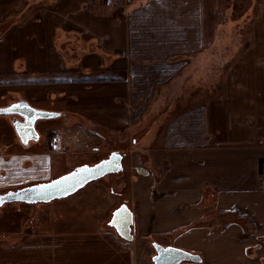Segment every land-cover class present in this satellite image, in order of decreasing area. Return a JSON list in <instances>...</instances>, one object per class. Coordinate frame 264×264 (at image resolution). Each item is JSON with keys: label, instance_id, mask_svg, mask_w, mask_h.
<instances>
[{"label": "crops", "instance_id": "0c3cea01", "mask_svg": "<svg viewBox=\"0 0 264 264\" xmlns=\"http://www.w3.org/2000/svg\"><path fill=\"white\" fill-rule=\"evenodd\" d=\"M237 3L0 0V108L60 113L81 137L69 159L50 140L23 145L14 116L0 114V194L113 151L129 164L122 189L110 177L93 200L78 197L89 209L101 200V220L59 217L63 204L4 205L0 264H153V242L201 257L180 264H264V0ZM231 26L236 47L218 57ZM152 106L174 116L155 136L143 128L140 149L90 147L142 124ZM124 203L131 241L109 226Z\"/></svg>", "mask_w": 264, "mask_h": 264}, {"label": "water", "instance_id": "95a60500", "mask_svg": "<svg viewBox=\"0 0 264 264\" xmlns=\"http://www.w3.org/2000/svg\"><path fill=\"white\" fill-rule=\"evenodd\" d=\"M0 114L18 115L23 118L21 121L14 117L12 124L23 145H28L29 141L39 138L35 124L38 120L56 118L60 113L47 112L32 107L27 102H20L0 108ZM19 126H24L33 136H27L25 131H21ZM123 154L113 151L103 160L94 164H83L73 168L68 173L56 177L50 181L26 186L17 190H10L0 194V206L10 202H21L26 204L50 203L57 199L66 198L73 195L88 183L101 179L109 174H116L123 171ZM133 225L132 211L126 203L122 204L113 213L109 226L115 229L116 233L124 240L131 241ZM152 246L155 255L152 257L153 264H180L182 261L200 262L201 257L189 253L185 250L172 246L164 247L157 242Z\"/></svg>", "mask_w": 264, "mask_h": 264}, {"label": "rangeland", "instance_id": "374dc122", "mask_svg": "<svg viewBox=\"0 0 264 264\" xmlns=\"http://www.w3.org/2000/svg\"><path fill=\"white\" fill-rule=\"evenodd\" d=\"M247 4H248V0H239V3H237V5L240 8H241V6H247ZM16 9H18V7H16ZM230 30L231 31L228 34V40L225 44H231V45H234L236 47V44H237V43H235L236 42L235 39L237 38L236 34H235V32H232L233 31L232 27ZM233 39L235 40V42H233ZM225 44L217 47V50H215V52H217L218 57L220 55H222V51L219 52V49H222V46H224ZM201 81L202 80H200V82ZM152 108L150 110V112L153 110L152 113L146 115L145 120L142 121V124L140 123V124H136V125H130V127L128 128L129 132H123L121 137H119L120 136L119 134H115L118 136H116L113 140L105 141V143H103V141H100V140L99 141H92V144L90 145V147H94L95 144H99V146L101 147L102 144H104V150L106 151V153L111 151L112 149L129 153V151L132 150L133 146L138 147L140 149L141 145H139V144L140 143L142 144V142L148 143L149 142V136H150V132L149 133H146V131L143 132V128L146 129V126H151L152 122L155 119H157V116L158 115L161 116V114H163V111L162 112L159 111L160 107L152 106ZM152 117H153V119L150 122ZM65 119H66L65 117L60 116V117H56V118L38 120L36 122L35 126H36L38 133H39V140H41V141H39L40 143L47 142V141H43V140H50L49 142L52 143L53 150L58 152L59 155H64L65 157L70 159V157L73 155H69L70 154L69 152H72V150L76 147V144L81 141V137L78 134H75V131H71L69 129V125H67L69 123L66 124ZM154 136H155V134H154ZM133 139H136L137 141H135V142H137V143H135ZM35 143H36L35 141H31L29 143V145L34 146ZM145 146L146 145H143L142 148H144ZM106 153H104V154H106ZM59 155L56 156L55 159L60 160L62 158V156H59ZM79 163H81V162H78V164ZM123 166H124V171L121 172L120 175H116V176L106 175L103 178L96 180L95 182H91V183L87 184L85 187H83L82 189H80L79 191L74 193L73 195H70L66 198H62L59 200H54V201L50 202V204L48 203L47 205H50V207H53V208H57L58 204H63V205H65V207H66V205H69L67 211L65 209H61V211L54 209V212L57 213L59 217H61V214L65 211L63 214V217L73 219V220H79V219L80 220H85V219L92 220L96 216L104 215V210L101 208V203H102L101 200H99V199L95 200V202H98V206L97 207H91L89 209L88 204L83 203V201L78 199V197L81 194H84L86 196L85 202H89V201L93 200L95 195L101 194L103 191V189L98 188V186L100 184H105V183L110 182V177L118 178L115 181L116 186H121V189H122L123 186L121 185V181L119 179V176L123 175V177H124V175H126L128 173V171H129L128 160H126V159L123 160ZM69 169H70V167L66 168L64 172L58 171L57 174L63 175V174H65V172L67 173L68 171L71 170V169L70 170ZM13 174H21V172L14 170L12 172V175ZM60 175H56V177H58ZM56 177H53V178H56ZM39 182H42V181L37 180V181H34L32 183H28V184L39 183ZM12 188H15V187H12ZM16 188H18V187H16ZM4 205H3L4 207H7L6 209H10V208L25 206L26 203L10 202V203H6ZM39 206H42V205L39 204ZM2 207L0 208V211L4 209V207L3 208ZM96 219L101 220L99 217H96ZM30 224H31V220H30Z\"/></svg>", "mask_w": 264, "mask_h": 264}, {"label": "trees", "instance_id": "16d2710c", "mask_svg": "<svg viewBox=\"0 0 264 264\" xmlns=\"http://www.w3.org/2000/svg\"><path fill=\"white\" fill-rule=\"evenodd\" d=\"M183 97H186L183 96ZM174 116V112H172L171 110H166L165 112H163V114L158 115L157 116V119H155L153 122H152V125H151V129H152V126H156V129L154 131H152L153 134L157 135L159 134L162 129L164 128L165 124ZM154 136V135H153ZM204 194H208L209 192H212V197L214 196L215 192L214 191H211L210 189L208 188H205L203 190Z\"/></svg>", "mask_w": 264, "mask_h": 264}, {"label": "bare ground", "instance_id": "6f19581e", "mask_svg": "<svg viewBox=\"0 0 264 264\" xmlns=\"http://www.w3.org/2000/svg\"><path fill=\"white\" fill-rule=\"evenodd\" d=\"M229 24V23H228ZM228 26V25H227ZM232 27V26H231ZM231 29V28H230ZM223 30V29H222ZM228 30V29H227ZM227 40H228V34L227 33H225L224 31L221 33V35H220V37H219V39H218V46L217 47H219V46H221V45H223V44H225L226 42H227ZM216 48V47H215ZM119 137H121V135L119 136Z\"/></svg>", "mask_w": 264, "mask_h": 264}, {"label": "flooded vegetation", "instance_id": "af4514ba", "mask_svg": "<svg viewBox=\"0 0 264 264\" xmlns=\"http://www.w3.org/2000/svg\"><path fill=\"white\" fill-rule=\"evenodd\" d=\"M13 116H14V117H18L20 120L23 121V118H22V117H20V116H18V115H15V114H13ZM35 127H36V126H35ZM19 128H20V130H21L22 132L25 131V134H26L27 136H33V134H32L31 132L26 131V129H25L24 126H19ZM123 154H124V153H123Z\"/></svg>", "mask_w": 264, "mask_h": 264}]
</instances>
